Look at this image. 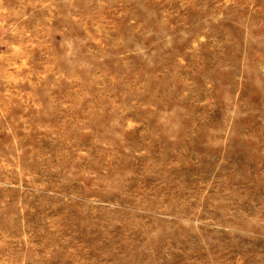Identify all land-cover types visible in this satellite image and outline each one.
<instances>
[{"label": "rangeland", "instance_id": "obj_1", "mask_svg": "<svg viewBox=\"0 0 264 264\" xmlns=\"http://www.w3.org/2000/svg\"><path fill=\"white\" fill-rule=\"evenodd\" d=\"M0 264H264V0H0Z\"/></svg>", "mask_w": 264, "mask_h": 264}]
</instances>
